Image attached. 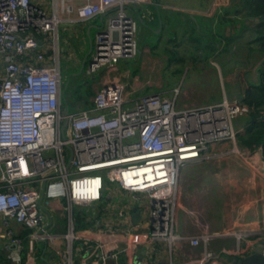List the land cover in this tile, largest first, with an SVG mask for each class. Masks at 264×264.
Masks as SVG:
<instances>
[{"label": "built area", "instance_id": "obj_1", "mask_svg": "<svg viewBox=\"0 0 264 264\" xmlns=\"http://www.w3.org/2000/svg\"><path fill=\"white\" fill-rule=\"evenodd\" d=\"M34 1L0 0V239L19 242L9 227L14 219L29 229L32 253L37 241L57 237L44 223V199L49 203L65 199L61 209L71 217L73 206L91 208L106 185L115 184L135 201L147 198L145 226L150 241L202 244L198 264H211V234L174 232L180 169L242 152L232 121L246 114L248 106L223 99L180 108L179 88L171 98L149 93L131 99L125 82L116 77L94 90L88 107L63 109L57 43L60 13L73 12L72 20L79 21L106 16L86 63L88 74L101 70L109 74L117 71L121 60L136 56L138 25L129 11L150 0H50L51 12ZM40 44L52 47L49 61L46 52L36 50ZM33 51L37 52L30 60ZM221 143L230 147L214 148ZM52 211L49 206L48 212ZM70 224L72 233L71 219ZM247 233L236 232L238 249ZM83 247L90 264H107L129 249L115 232L85 237Z\"/></svg>", "mask_w": 264, "mask_h": 264}, {"label": "crops", "instance_id": "obj_2", "mask_svg": "<svg viewBox=\"0 0 264 264\" xmlns=\"http://www.w3.org/2000/svg\"><path fill=\"white\" fill-rule=\"evenodd\" d=\"M34 2L47 12H51L47 0ZM196 2H198L196 6H190L174 0H150L132 5L130 11L135 14L132 16L140 26L143 25L142 28L147 32L148 37H151L149 33L156 35L154 44L148 43L152 41V37L149 38L143 50L138 51L132 58L133 62L138 59L135 70L126 62L121 63L120 66L118 64L115 73L99 71L96 86L100 87L111 79L119 77L120 72L130 77L131 81L128 80L130 84L128 82L126 88L131 91V99L149 93H158L171 98L173 90L179 88L176 104L180 108L216 103L223 99L242 101L247 88L260 83L259 70L264 66V54L254 50L257 49L258 44L253 41V36L243 37L251 33L247 25L252 24V21L240 17L241 21L235 22L233 11L236 5L231 0ZM60 17V22L65 23H63L64 35L57 39L59 63L61 58L65 61L72 60L70 72L72 77H76L85 66L89 52L85 55L79 44L73 43L77 40L75 38L78 34H81L79 28L70 25L79 21L69 19V17L76 18V14L61 12ZM105 18V15H100L92 19L99 20L100 29ZM38 38L42 42L43 36L38 35ZM45 45L40 44L36 50L46 52L49 61L53 49ZM188 45L190 49L197 51L198 60H194L189 55L191 59L186 68L180 73V77H175L173 80L171 77L177 75V66L181 59L176 52ZM237 46L239 49L236 48ZM36 52L33 51L28 59L32 60ZM233 52H239L236 54L240 60L238 77L230 61ZM202 57L209 58L213 66L201 62ZM214 57H217V64L211 60ZM2 62L0 57V73ZM80 63L82 65L79 71ZM227 63L229 65L226 66ZM213 80L218 83L219 88L224 83L230 84L229 98L225 92L220 97L210 92ZM94 85L89 98L83 99L85 107L91 104ZM234 89L237 91H233ZM239 119L240 122L234 124L237 135L243 134L248 124L246 114ZM229 147L230 143H221L214 148ZM240 148L242 152L231 154L226 159L192 162L180 169L174 232L189 236L211 234L208 240V248L214 253L210 258L211 264H234L235 259L246 255L240 253L244 243L250 239L251 243L247 249L249 254L263 238L261 231L264 232V156L259 146H251V148L240 146ZM261 157L263 160H260ZM112 185H109L110 188ZM116 187L117 189L108 193H104L105 189L103 190L102 198L89 208L96 209L95 214H87L85 210L88 209L84 206L75 209L74 207L77 206L75 205L71 209L70 217L68 211L61 209L62 204L66 203H61L62 201L49 203L44 199L43 206L46 209L44 223H48L49 230L57 237L52 241H37L35 251L32 253L27 243L29 229L11 219L9 227L13 237L19 239V242L0 239V264H90L83 251L84 238H97L99 234L109 232L119 235L123 246L126 242L129 249L122 251L117 260L109 259L107 264H198L203 250L202 244L193 246L188 240L173 245L163 240L150 241L145 226L149 209L147 198L140 197L135 201L129 193L118 185ZM49 206L61 211L63 222L54 221V211L48 212ZM134 208L141 209L142 220L137 224L131 223ZM70 219L74 237L70 232ZM1 223L0 215V227H2ZM77 223H80L83 230H76ZM248 230L255 234L246 240L243 238L240 248L234 251L229 240L230 235ZM235 244L237 246V240Z\"/></svg>", "mask_w": 264, "mask_h": 264}, {"label": "rangeland", "instance_id": "obj_3", "mask_svg": "<svg viewBox=\"0 0 264 264\" xmlns=\"http://www.w3.org/2000/svg\"><path fill=\"white\" fill-rule=\"evenodd\" d=\"M174 1H179V2L183 3L184 5H190V6L195 5L196 6L197 3H198L196 1H199V0H174ZM47 2L50 3V0H47ZM239 13H240V14H238L239 17L237 19H235V22H238L241 18L244 19L241 16L242 12H239ZM129 14L135 16V14L132 13L131 11H129ZM69 19H73V17H69ZM63 23H65V22H62V23L60 22V25H59V31H58V37L59 38H62L63 35H64V31H63L64 25H63ZM70 25H72V27L79 28L80 32H81V34H78V37L75 38L77 40L73 41V43L74 44L78 43L79 46L82 48V52L85 55L88 52L90 54L91 48L92 47L94 48L95 35H96L97 31L99 30V20L98 19H88V20H83V21L72 22V23H70ZM137 25H139V27L137 26V32H136L137 40H138V51H142L143 50L142 48L144 47L146 42L149 41V38L152 37V41L148 42L149 44L150 43L152 44L154 42V37L156 35H154L153 33H149L151 37H148L147 32L145 31L144 28H142L143 25L140 26V24H138V22H137ZM89 27H90V31L87 34V30L89 29ZM250 35H252V34L251 33L250 34L247 33V35H243V37L250 36ZM237 37H235V40L237 39ZM147 38H148V40H147ZM237 43H239V41H237ZM236 48L239 49V46H237ZM185 50H187V51H185ZM140 53H142V55H144L143 52H140ZM176 54L179 55L181 57V59H179V65L177 66V71H176L177 75H175L174 77H171L173 80H174L175 77H180V75H181L180 73H182L184 71V69L186 68L187 63L191 59L189 57V55H191L194 58V60H198L197 51H194V50L190 49V45L182 47V49L178 50L176 52ZM236 54H239V52H237V53L235 52L232 55V57L230 58V61H231L232 65H233V67L235 69V72H237L235 75H236V77H238L239 76V74H238L239 71H237V70L239 69L240 60H239L238 55H236ZM137 60L138 59H136L135 62H133L134 59H132V58L131 59H126V60H121L119 62V66L121 65V63H126L127 62V63H130L131 67L135 70L134 67L136 66L135 63L137 62ZM200 60L204 64H209V66H213L211 61H210V59L207 58V57H202ZM211 60H213V62L216 63L217 57H214ZM71 63H72V60L65 61L64 58L60 59L61 78H62L63 90H64V98H63L64 106H63V109H65V106H68L69 111L70 112H74V111H77V110L82 109V108L85 107V105L83 104V99L84 98H87V99L89 98V94L92 93L93 84H95L94 88L95 89L97 88V86H96L97 84L96 83L99 80V72L98 73L88 74L87 73V63L85 64V66H83V69L80 71L79 69L81 68V65H82V63H80V66L78 67V70L80 71L79 75L76 76V77H72L71 76L72 73L70 72ZM137 65H140V64L137 63ZM227 65H229V64L227 63L226 66ZM222 72L224 74V70H222ZM119 74H120L119 77L122 79L123 82H125L126 85L128 84V82L130 84L131 80H130V77L128 75L120 73V72H119ZM169 77H170V75H169ZM128 80H130V81H128ZM171 85H172V83H171ZM210 87H211L210 88V92H213L215 96L217 95V97L218 96L220 97L223 94V92H225L227 97L229 98L231 86H230V84L228 82L224 83V85L223 86L221 85V88H219L218 83L215 80H213L212 84L210 85ZM233 91H237V90L234 89ZM134 96H136V95H134ZM229 101H233V100H229ZM216 103H218V102H216ZM241 116L242 115H238V116H236L233 119V121H232L233 125L235 123L237 124V123L240 122L239 117H241ZM237 145H238V143H237ZM114 189H117L116 185L113 184L111 186V188H110V186L106 185L104 193L105 192L108 193V191L110 192V191H113ZM62 202L66 203V200L62 199ZM84 207L86 208L87 206H84ZM74 208L78 209V206H75ZM85 211L87 212V214H95L97 212L96 209H94V210L88 209V210H85ZM53 214H54L53 216H54V221L55 222H59V223L63 222V218L61 216V214H62L61 211H59L58 209H55ZM141 220H142L141 209H139L137 211H134L131 214V223L132 224H137ZM175 225H176V221H175ZM75 226H76V230H78V231L79 230H83L81 225H80V223L79 224L77 223ZM241 232H248L247 235H242V237L245 240L249 236H252L253 234H255V233H253V232H251L249 230L248 231H241ZM234 233L232 235H230L231 238L229 240H230V243H232V245L231 244L230 245L233 246L232 247L233 250L237 251L238 248H237V246L235 244L236 232H234ZM215 236H219V235H215Z\"/></svg>", "mask_w": 264, "mask_h": 264}, {"label": "trees", "instance_id": "obj_4", "mask_svg": "<svg viewBox=\"0 0 264 264\" xmlns=\"http://www.w3.org/2000/svg\"><path fill=\"white\" fill-rule=\"evenodd\" d=\"M234 4L236 5L233 11L234 19H237L239 12H242L241 16L244 19L252 21L247 27L253 36V41L258 44L257 49L254 50L264 54V0H237ZM259 80L258 85L247 88L241 101L249 109L246 113L248 124L245 132L237 135V143L241 147L259 146L264 156V66L259 70ZM249 241L241 246L240 253L248 254L247 249L251 243Z\"/></svg>", "mask_w": 264, "mask_h": 264}, {"label": "water", "instance_id": "obj_5", "mask_svg": "<svg viewBox=\"0 0 264 264\" xmlns=\"http://www.w3.org/2000/svg\"><path fill=\"white\" fill-rule=\"evenodd\" d=\"M234 4L237 0H231ZM137 208H134V211H137ZM264 241L261 240L258 244L255 245V248L252 253L241 255L235 259L238 264H264Z\"/></svg>", "mask_w": 264, "mask_h": 264}]
</instances>
